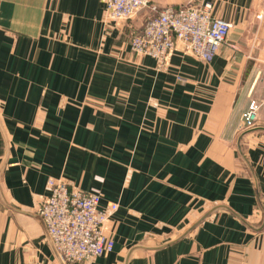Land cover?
Instances as JSON below:
<instances>
[{"label": "crops", "instance_id": "0c3cea01", "mask_svg": "<svg viewBox=\"0 0 264 264\" xmlns=\"http://www.w3.org/2000/svg\"><path fill=\"white\" fill-rule=\"evenodd\" d=\"M148 2L231 29L210 62L161 65L130 50L147 8L0 0V264H264V0ZM52 177L117 203L108 254L58 259L36 214Z\"/></svg>", "mask_w": 264, "mask_h": 264}, {"label": "built area", "instance_id": "2783aa9c", "mask_svg": "<svg viewBox=\"0 0 264 264\" xmlns=\"http://www.w3.org/2000/svg\"><path fill=\"white\" fill-rule=\"evenodd\" d=\"M104 17L115 22L134 17L148 6V0H103ZM152 12L141 31L131 37L130 50L136 55L151 56L163 65L171 54L180 50L210 62L224 43L231 24L211 15L210 3L201 9L150 7ZM258 105L250 102L243 113V122L250 127L257 119ZM49 194L36 208L48 240L63 262H86L108 254L114 245L107 232V223L117 210L111 203L99 209V193L84 191L63 178L47 180Z\"/></svg>", "mask_w": 264, "mask_h": 264}, {"label": "rangeland", "instance_id": "374dc122", "mask_svg": "<svg viewBox=\"0 0 264 264\" xmlns=\"http://www.w3.org/2000/svg\"><path fill=\"white\" fill-rule=\"evenodd\" d=\"M187 6H189L188 4H186ZM151 6H155L157 9H162V8H165V7H158L157 5H155V4H150L149 2H148V6L147 7H143L142 9H144V8H147L148 9V14H147V16L149 15V14H151V13H153L152 12V10H151ZM182 6H185V5H182ZM166 7H170V6H166ZM178 7H180V6H178ZM191 7V6H190ZM174 8H177V7H174ZM194 8V7H193ZM141 9V10H142ZM141 10H139V11H141ZM139 11H138V13H139ZM137 15V14H136ZM146 16V17H147ZM133 18V17H132ZM109 20V19H108ZM128 20V19H127ZM123 21V20H122ZM120 22V21H119ZM228 36V35H227ZM227 38V37H226ZM256 122V121H255ZM255 122H254V124H255ZM254 124L252 125V126H250V127H246V128H252L253 126H254ZM68 263H78V262H68Z\"/></svg>", "mask_w": 264, "mask_h": 264}, {"label": "water", "instance_id": "95a60500", "mask_svg": "<svg viewBox=\"0 0 264 264\" xmlns=\"http://www.w3.org/2000/svg\"><path fill=\"white\" fill-rule=\"evenodd\" d=\"M56 253V252H55ZM56 256L58 257V259L60 260V261H62L61 259H60V257L56 254Z\"/></svg>", "mask_w": 264, "mask_h": 264}]
</instances>
